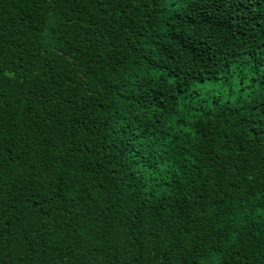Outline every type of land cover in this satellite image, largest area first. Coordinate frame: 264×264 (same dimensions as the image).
Listing matches in <instances>:
<instances>
[{
	"label": "trees",
	"instance_id": "1",
	"mask_svg": "<svg viewBox=\"0 0 264 264\" xmlns=\"http://www.w3.org/2000/svg\"><path fill=\"white\" fill-rule=\"evenodd\" d=\"M0 264H264V0H0Z\"/></svg>",
	"mask_w": 264,
	"mask_h": 264
}]
</instances>
